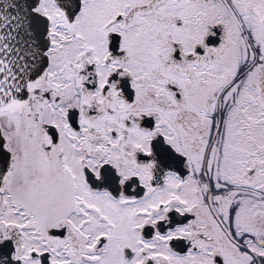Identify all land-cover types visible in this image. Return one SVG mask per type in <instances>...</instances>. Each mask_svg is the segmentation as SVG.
Listing matches in <instances>:
<instances>
[{"label": "snow or ice", "instance_id": "6c2138e0", "mask_svg": "<svg viewBox=\"0 0 264 264\" xmlns=\"http://www.w3.org/2000/svg\"><path fill=\"white\" fill-rule=\"evenodd\" d=\"M0 264H264V0H0Z\"/></svg>", "mask_w": 264, "mask_h": 264}]
</instances>
